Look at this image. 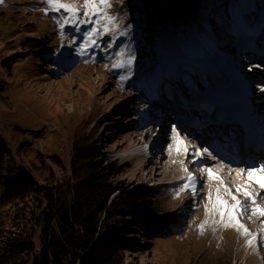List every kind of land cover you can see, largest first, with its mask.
Returning <instances> with one entry per match:
<instances>
[{
    "label": "rangeland",
    "instance_id": "374dc122",
    "mask_svg": "<svg viewBox=\"0 0 264 264\" xmlns=\"http://www.w3.org/2000/svg\"><path fill=\"white\" fill-rule=\"evenodd\" d=\"M122 1L112 0L115 7L109 11L122 17L117 23L121 30L130 29L128 35L117 33L115 46L107 50V43L112 38L105 35L98 42L99 47L91 49L85 56L76 51L82 42V32L66 27L62 37L52 18L54 14H44L43 0H4L0 4V228L8 222V213L16 210L18 194L22 196L28 183H44L49 172L72 178L71 166L78 135L89 134L95 125L100 127L95 140L100 141L110 161L115 159L116 152L131 146L133 140L142 143L141 133L148 127L141 122L135 124L137 111L130 105L134 101H126L130 96L137 94V98L143 99L150 91L155 103L162 100L190 115L194 101L189 97L204 92L191 81L196 66L192 70L181 67L184 84L190 88L186 94L177 91L173 83L179 81V73L165 71L159 74L155 68L160 49L167 51L170 48L166 36L170 26H174L187 55L201 48L183 35L184 22L210 30L203 20L209 10L213 15L224 17V23L236 34L234 25H240L242 21L243 27L245 23L255 22L256 33L259 32L260 37L264 34V0H124L121 5ZM68 2L78 6L83 4V0ZM252 11L255 12L244 19L243 15ZM89 27L91 25L82 26V31ZM236 37L226 43L228 53L239 47ZM73 39L75 44L70 43ZM124 46L134 52L136 59L130 78L121 81L120 76L129 75V69H112V61L115 53ZM250 67L256 68V65ZM184 70L190 75L183 74ZM145 73L156 77L153 89L152 85L142 87L140 84ZM171 76L173 82L168 80ZM242 78L249 83V79ZM250 82L252 95H259V85ZM205 83L209 86L207 80ZM179 97L182 99L178 102ZM137 98L134 100L140 102L138 109L141 110L146 100ZM207 117L212 121L210 114ZM170 144L172 153L175 150L173 141ZM163 153L164 148H158L155 155L158 159L166 157ZM181 160L184 159L175 156L173 162L180 164ZM169 161L170 157H167L168 164ZM135 162V159H118V165H127L120 180L128 189L149 188L153 199L149 209L154 214L141 213L134 219L129 218L125 240L132 248L126 251V264H145L146 258H150L149 264H264V242L260 239L264 234L258 237L260 246L255 249L254 244L248 246L249 237L241 235L236 228L211 224V220L204 232H200L198 225L206 218L204 205L210 191L207 181L200 190L197 182L195 195L204 205L179 209L185 195L191 194L184 191L185 195L181 192L176 196L182 183L176 186L172 182L173 186L157 188L150 184L151 181H175L171 179L177 177L175 172L172 176L152 178L156 168L142 167L137 171ZM198 171L203 182L205 174L200 168ZM257 216L248 214L247 218L240 219L253 234L264 228V221L255 223Z\"/></svg>",
    "mask_w": 264,
    "mask_h": 264
},
{
    "label": "trees",
    "instance_id": "16d2710c",
    "mask_svg": "<svg viewBox=\"0 0 264 264\" xmlns=\"http://www.w3.org/2000/svg\"><path fill=\"white\" fill-rule=\"evenodd\" d=\"M99 129L78 135L71 179L49 172L18 194L0 228V264H126V224L153 215V199L149 188L123 187L127 165L108 160Z\"/></svg>",
    "mask_w": 264,
    "mask_h": 264
},
{
    "label": "bare ground",
    "instance_id": "6f19581e",
    "mask_svg": "<svg viewBox=\"0 0 264 264\" xmlns=\"http://www.w3.org/2000/svg\"><path fill=\"white\" fill-rule=\"evenodd\" d=\"M257 9L261 10L259 7ZM253 12L255 11L249 12L247 16L251 15ZM243 17L244 19L246 18L245 14L243 15ZM184 23L185 25H183L184 26L183 35L187 37V40H190L194 42L195 44H198L201 50L198 49L197 52L193 51L191 55L189 54L187 55L181 46L182 43L180 42L178 35L174 31V28H173L174 26L172 27L170 26L171 30L166 33L168 45L170 48L167 51H163L160 49L159 51L160 59H158L155 65V68H157L156 72L160 74L166 71V72H173L174 74H177V73L180 74L182 71L181 67L189 68L192 70V68L196 66V68H194L195 73L191 77V81L193 83H196L200 88H202L204 92L199 91L197 93H194L195 95H193V97L191 96V100L194 102H198L202 104L203 106H206L207 108L214 107L215 108L214 111H216V113L218 114L224 111V109H227L228 106L235 110L238 109L239 102L243 100V98L246 95V90L250 89V86H249L250 83L248 82L246 83V80L243 79L242 76L238 73V69L236 67L234 68L235 64L239 65L240 62L242 61L240 58V55L237 52H235V50L234 51L231 50L228 53L225 49L227 45L226 46L218 45L214 39L215 37H213V41H211L210 30L202 29L201 34H199L197 32L198 28H196L195 25H192L188 22H184ZM243 23L244 22L242 21L240 25L239 24L234 25L237 31V34L230 28L229 30L234 32V34L237 36L236 38L240 36V39H238V42L245 41L249 45L254 46L255 43L253 42V40H254V35L256 33L254 27L256 23L254 24L245 23V27H243L244 26ZM249 31L252 33H249ZM201 35H203L204 37L200 38L199 36ZM255 65L256 67H258V65L260 64H257V63L252 64V66H255ZM198 68L204 69L205 72H203L202 70ZM220 68L226 69V72L221 71ZM252 68H253L252 73H257L255 72L256 68L255 67H252ZM197 70L199 71V73H196ZM186 71L184 70L183 72L185 73L183 74L190 75L186 73ZM217 71H221L219 75L217 74ZM227 72L228 74H226ZM210 76L213 77V80L211 81H210ZM168 78H169L168 79L169 81L173 82L172 76L171 78L170 77ZM141 80H140V84H142V87H145L146 84H148V85H152V89H153L154 83L156 81V77L155 76L152 77L150 76V74L146 75L145 73L142 76ZM205 80L208 81L209 86L206 85ZM175 82L173 83L174 85H176L175 88L177 89V91H181L183 94H186L187 92L189 93L190 88L184 84V79L181 74L179 75V81L176 83ZM183 94H180V95L183 96ZM196 94H203L204 96L199 98V96ZM136 95L137 94L130 96L126 101H129V102L134 101L130 105L132 109H135L137 111V114H136L137 117L135 120V124H139L138 120L145 116L142 114H145L146 111H149L150 116H146L147 118H149L148 122L145 118L142 119V121H145L144 122L145 127H148V130L146 132L141 133L140 140L142 143L136 142L135 140H133L130 143L131 146H128L127 148L116 152L115 157L119 159L120 158L130 159V160L135 159L137 171H139L142 167H145L146 169H150V170H155L156 168L153 174L151 172V174L154 175L152 176V178L158 175L159 176L164 175L166 177L170 175L172 176L173 175L171 174L172 172H175V175H177V177L174 178L173 176L171 178L173 180L175 179V181L170 180L171 182L156 183V182L151 181L150 184L153 188H157L156 186H173L172 182H174L176 186L180 185L181 183L183 184L184 178L187 175V173L184 171V168H187L188 171L194 174V176L198 177L197 182L199 183V188L202 187L204 181L205 182L207 181L209 189L213 192V194H215V189L219 186L220 180H216V179L210 180L208 178V174L207 173L205 174L203 172V175L204 174L205 175H204L203 182H201L200 181L201 174L198 171V169L200 168L198 166L199 164L196 163L195 165L193 161L190 162L189 160L190 157L186 159L184 151L180 150V152H177L174 140H173V144H174L173 147L175 148V150H173L172 153L168 150V153H166L165 155L166 157H160L158 159L157 156L152 153V148H154L155 150V145L157 144L158 141L166 140V136L169 133V129L166 128V123H164V127L162 128V131L158 136V133H157L158 130H157V125H156L157 123L154 124V122L152 123L150 121L151 118L155 116V114H153V112L155 111L150 110L151 106L154 105V103L152 104L153 100L151 98L150 91L146 93L145 96H143V99L145 98L146 102L144 103L141 110L138 109L141 107L140 102L134 100L137 98ZM137 99H141V101H143L142 98H137ZM181 99L182 98L179 97L178 102ZM155 105H157V103H155ZM153 120L155 119L153 118ZM131 137L132 139H134L133 136ZM179 139L183 141V145L187 144L188 140L186 138H183L182 136L179 135ZM194 143L195 142L193 141V144ZM196 150L197 148L195 147L194 151ZM175 156L176 157L179 156L184 160L179 161L180 164H174L173 159ZM167 157H170V161H169L170 164L166 162ZM171 158L173 159L171 160ZM255 163L258 164L260 162L256 160ZM221 166H222L221 164H212L211 162H208L205 165V168L211 167L213 170V173L219 176L220 179L223 180L224 184L227 185L232 190L233 194L236 195L237 198L242 201V203L246 206L247 209H249V211L246 214L240 217V219L247 218L248 214H251L250 209L254 207V205H252L251 201L247 197H245L243 193L236 192L237 185L243 186L247 183L246 173L240 177H237L236 172L233 171V174L229 175L226 170L222 169ZM236 168H239V167H236ZM249 190L256 194L257 204L260 207L264 208V189H261L259 185L253 184ZM181 195L183 196L185 195V193L182 192ZM228 199H229V202L231 203L232 202L231 199L230 198ZM201 205H204L202 200H198V197L193 196L191 193V194L185 195V197L182 199V203L179 209L183 208L184 210H187L188 207H191V209H194L193 208L194 206H197L196 208H201L202 207ZM255 219H256L255 223H260L264 221V216H260L258 214V216L255 217ZM255 234L257 236V239L253 243L254 244L253 246L255 249H258V247L260 246V241H258V237L264 234V228L262 232L259 231L258 229ZM149 263H150V258H146L145 264H149Z\"/></svg>",
    "mask_w": 264,
    "mask_h": 264
},
{
    "label": "snow or ice",
    "instance_id": "6c2138e0",
    "mask_svg": "<svg viewBox=\"0 0 264 264\" xmlns=\"http://www.w3.org/2000/svg\"><path fill=\"white\" fill-rule=\"evenodd\" d=\"M3 3L4 0H0V4ZM43 3L45 5L43 8L44 14H54L52 18L58 25L62 37L64 36L66 27H71L77 33L82 32V42L76 49L77 54L80 56H85L91 49L99 47L98 42L105 35H109L112 38L111 42L107 43L105 50L112 49L116 43L117 33L119 36H127L130 30L128 28L121 30V25L117 21L121 20L122 17L115 12L109 11V9L115 7L112 0H83V4L80 6L75 2H68V0H43ZM85 25H91V27L82 31V26ZM70 43L75 44V39L70 41ZM135 59L134 52L128 49L127 46L120 47L119 51L115 53V58L112 61V69H129V75L120 76L121 81L130 78L131 67ZM105 67L107 68V65ZM261 91H264V89H261ZM171 131L173 133L176 151L180 152L183 147L187 153V146L183 145V141L179 139V132L175 125L172 126ZM169 148L171 149L172 145H169ZM204 152H208V149L204 148L202 151L196 150L192 155L202 157ZM193 163H198V161L193 160ZM184 171L187 175L184 178L183 184L179 186L176 196L178 197L184 191H190L195 196L197 193V178L187 168H184ZM200 171L207 172L210 180H220L219 186L215 189V194L211 190L208 192V202L204 205L206 218L198 225L200 232H204L205 226L211 220V224L222 225L225 228H236L240 231L241 235L249 237L247 244L248 246H252L257 236L240 222V217L246 214L249 209L224 184L223 180L213 173L211 167H201ZM230 171H235L237 177L246 173L247 183L243 186L237 185L236 192L243 193L251 201L252 205H254L250 209L251 215L255 216L259 214L260 216H264V208L257 204L256 194L249 190L253 184L259 185L261 189H264V161L258 164L253 162L247 168L239 167ZM228 198L231 199V203ZM217 215L219 216L218 220L215 219ZM260 239L264 242V236H261Z\"/></svg>",
    "mask_w": 264,
    "mask_h": 264
}]
</instances>
